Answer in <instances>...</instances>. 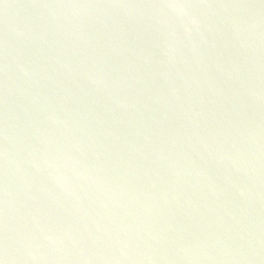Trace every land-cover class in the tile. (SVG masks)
Listing matches in <instances>:
<instances>
[{
	"label": "water",
	"instance_id": "obj_1",
	"mask_svg": "<svg viewBox=\"0 0 264 264\" xmlns=\"http://www.w3.org/2000/svg\"><path fill=\"white\" fill-rule=\"evenodd\" d=\"M0 264H264V0H0Z\"/></svg>",
	"mask_w": 264,
	"mask_h": 264
}]
</instances>
